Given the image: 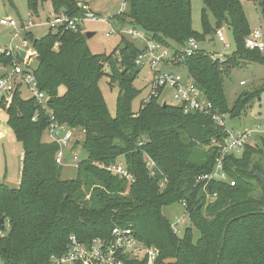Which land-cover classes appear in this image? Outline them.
<instances>
[{"label":"trees","instance_id":"1","mask_svg":"<svg viewBox=\"0 0 264 264\" xmlns=\"http://www.w3.org/2000/svg\"><path fill=\"white\" fill-rule=\"evenodd\" d=\"M47 1L54 15L86 14L75 0H27V5L37 14ZM125 1V10L112 18L119 25L142 29L171 49H180L189 38L203 40L227 25L236 41L234 53L213 60L198 49L177 65L186 68L214 108L229 118H238L254 98H260L264 85L241 92L229 107L223 89L224 74L241 60L264 62L258 50L245 45L244 38L251 32L240 0H202L201 33L191 26L190 0ZM253 1L261 8L264 22V0ZM206 10L214 18L215 30ZM25 33L33 49L29 60L37 62L32 67L28 60L27 66L47 94L50 112L39 108L33 97L24 98L19 88L9 99L0 98L7 125L23 146L18 187L0 184L4 264H48L52 254L65 253L70 235L83 243L108 240L115 226L132 229L140 241L159 249V264H264V183L255 177L256 172L264 176V140L255 147L245 146L238 155L224 156L223 171L234 185L196 182L197 175L214 171L225 129L209 114L183 113L180 106L161 99L163 91L143 100L133 112L140 44L120 35V45L109 55L93 54L80 27L77 31L48 29L39 38ZM11 61V56L0 53V64ZM102 75L108 77L110 87H118L114 116L99 87ZM51 116L80 135L72 141L82 145L86 157L78 162L74 178H62V167L55 162L59 145L42 139ZM121 156L132 175L130 182L96 165L113 164ZM148 158L154 162V175L146 166ZM183 201L189 224L178 237L161 210ZM193 229L199 232L195 241Z\"/></svg>","mask_w":264,"mask_h":264},{"label":"built area","instance_id":"2","mask_svg":"<svg viewBox=\"0 0 264 264\" xmlns=\"http://www.w3.org/2000/svg\"><path fill=\"white\" fill-rule=\"evenodd\" d=\"M126 6V1L121 0L118 13L124 11ZM86 21L105 23L108 25L109 29L106 35L113 33L123 36L126 35L131 40L140 44L141 50L135 58V63L140 68L147 65V73L152 75L148 98L151 96H159L160 91L167 89L169 90L171 103L180 106L183 113L189 114L191 112H198L206 115L209 114L217 125L225 129L226 135L224 141L218 145L219 156L215 159L214 171L209 174L197 175L195 181L203 183H208L210 180L229 181L226 172L223 171L222 168V159L228 154L238 155L240 150L245 146L251 145L255 147L264 140V120L262 125H255V127L251 129H243L239 130V132H235L233 128L227 126L229 114L225 112L220 113L215 109L211 101L197 87L191 76L187 75L184 77L182 74L175 71L172 72L168 69L163 70L162 66L173 67L181 63L185 57H189L197 52L199 49L198 42L194 38H189L186 44L180 49H171L161 43L153 41L142 29L129 24L119 25L115 19L110 17L105 18L87 9L84 16L77 17H70L61 11L57 15H54L52 19L49 18L42 24H47L48 28L54 31L62 27L77 31L78 27H81L82 23ZM34 24L37 23H35L31 17L19 22H17L15 18H0V25L14 31V36L8 47H0V53H5V55L11 56L12 58L9 65L0 64V98L5 97L9 99L16 89H25L27 93L30 94L29 97H33L36 100L39 108L48 113L50 110L46 105L47 94L39 89L37 78H35L32 68L22 63L28 62V53L26 52L25 57L21 58L18 48L12 47L14 39L27 32ZM215 36L218 41H224L221 29L215 31ZM244 42L248 49L258 50L264 57V40H262V33L259 28L252 30V32L244 38ZM209 56L213 60L224 59L223 54L209 53ZM243 83V81L240 82V84ZM50 118L51 122L49 123L45 135L47 141L56 142L59 145V149L55 154V162L62 166L64 163V148L72 141L76 130L66 125H58L53 121V116ZM72 161L77 167L78 163L76 159L74 158ZM96 165L105 168L113 174H118L129 182L132 181V175L126 170L123 162L116 161L107 166L97 162ZM146 166L148 170L151 171V175H154L155 171L153 167L155 165L150 158H148ZM161 184L162 182L160 186ZM229 184L234 185L233 181H229ZM213 196H215V194ZM181 204L183 206V214L181 217L176 218L171 224L173 233L177 235L182 227L187 226L185 218L188 217V215L184 210L185 202L183 201ZM109 235L110 239L108 240L93 238L88 243L80 242L75 236L70 235L65 253L62 255L52 254L48 264H159V249L152 245H146L140 241L132 229L115 226L111 229Z\"/></svg>","mask_w":264,"mask_h":264},{"label":"rangeland","instance_id":"3","mask_svg":"<svg viewBox=\"0 0 264 264\" xmlns=\"http://www.w3.org/2000/svg\"><path fill=\"white\" fill-rule=\"evenodd\" d=\"M78 1L81 6L87 5L91 12H95L102 15L105 18H112L113 15L118 13L121 5V0H75ZM85 4V5H84ZM241 8L244 11L247 23L252 30L259 28L262 33V40H264V22L261 16V8L257 2L253 0H240ZM86 7V6H85ZM86 7V8H87ZM204 5L202 0H190L191 10V26L199 33L202 32V26L200 22L201 13L203 12ZM207 20L209 25L215 30V21L209 10H206ZM54 16L53 8L49 1L40 5L37 9V14L32 13L28 8L27 0H0V18H15L17 22L27 20L31 17L35 23L28 30L33 38H39L44 36L48 32V25L42 24L47 19H52ZM41 22V23H40ZM80 29L82 33H93L91 37H86V45H88L90 51L98 54L109 55L122 40L121 36L117 33L106 35L108 32V25L105 23L93 21L82 23ZM219 29L222 30L224 41H218L215 33H209L203 40L197 41L199 49L211 54H223L230 55L236 50V41L234 40L231 29L227 25H223ZM14 36V31L10 28H6L0 25V47H8L10 41ZM12 47H20L28 53V59L33 53V49L30 46V41L26 37V33L21 34L14 39ZM30 66L36 67L37 62L34 59L29 60ZM24 65L27 63L22 62ZM163 70H167L168 67L162 66ZM172 72L187 76L186 68L183 65H174L168 69ZM108 72V68H105ZM148 66L144 65L138 70L136 78L133 81V87L137 91V95L131 101V108L133 112L138 111L141 102L148 98L150 94V81L152 75L147 73ZM243 81V84H240ZM109 79L106 75H102L99 80V87L105 99L107 108L111 116L115 115V101L118 95V87L116 84H112L111 87L108 84ZM264 85V62L241 60L237 66L230 68L223 77V89L225 91L226 103L229 107H232L233 102L243 91H253ZM63 89H60V92ZM21 94L24 98H29V95L25 89L21 90ZM161 99L171 102L169 90L164 89L161 94ZM264 92L261 93L260 98H254L250 103L245 113H242L238 118H229L227 126L233 128L235 132L243 129H251L255 125L263 124L264 117ZM2 109H0V184H5L8 187H18L20 181V169L22 163V143L15 139H10L11 131L7 125V120L1 115ZM46 136V135H45ZM43 135L42 139L46 140ZM74 138H80V135H75ZM74 140L71 141L64 148V163L61 166L62 178H74L76 176V166L72 159H76L77 163L86 157V152L82 148L81 144L75 146ZM123 156L118 158V162H123ZM161 213L166 217L169 222H172L181 217L183 214V206L180 202L166 205L162 207ZM185 223L189 224V218H185ZM185 230V226L179 231L178 237L182 236ZM194 241L199 237V232L193 229ZM0 264H4L0 260Z\"/></svg>","mask_w":264,"mask_h":264},{"label":"water","instance_id":"4","mask_svg":"<svg viewBox=\"0 0 264 264\" xmlns=\"http://www.w3.org/2000/svg\"><path fill=\"white\" fill-rule=\"evenodd\" d=\"M86 37H91L93 35V33H86L85 34ZM18 52L21 58H24L26 55V51L20 47H18ZM166 102H163V105H165ZM255 177H257L262 183H264V176H262L259 172H256ZM199 207V206H198ZM4 220L2 218H0V230H2L4 228Z\"/></svg>","mask_w":264,"mask_h":264},{"label":"crops","instance_id":"5","mask_svg":"<svg viewBox=\"0 0 264 264\" xmlns=\"http://www.w3.org/2000/svg\"><path fill=\"white\" fill-rule=\"evenodd\" d=\"M80 4V3H79ZM85 5V4H84ZM86 7H87V5H85ZM88 11H90L89 9H88V7L86 8ZM168 67V66H167ZM170 68H172V67H168V69H170ZM241 82V81H240ZM2 111H4L3 109H2ZM1 115L2 116H4V119L5 120H7V113H6V111H4V112H1ZM10 131H11V136H10V139L12 140V139H15V137H14V135H13V133H12V130L10 129ZM45 138H46V141H47V137L45 136Z\"/></svg>","mask_w":264,"mask_h":264}]
</instances>
